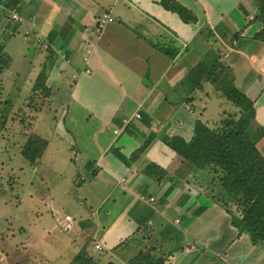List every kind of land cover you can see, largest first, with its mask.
Here are the masks:
<instances>
[{
    "label": "crops",
    "instance_id": "obj_1",
    "mask_svg": "<svg viewBox=\"0 0 264 264\" xmlns=\"http://www.w3.org/2000/svg\"><path fill=\"white\" fill-rule=\"evenodd\" d=\"M103 14L114 21L96 35ZM254 14L252 0H0L8 60L0 80L18 99L43 92L48 105L66 101L59 120L45 117L47 106L25 111L16 158L0 139L1 192L15 204L33 200L34 215L0 232L9 245L0 264H133L137 256L264 264V242L232 226L231 204L212 195L208 175L181 176L166 144L189 141L197 120L213 127L234 112L219 92L233 86L253 102L250 130L264 158V42ZM209 53L225 63L214 84L191 75ZM33 136L40 146L30 160L22 149Z\"/></svg>",
    "mask_w": 264,
    "mask_h": 264
},
{
    "label": "trees",
    "instance_id": "obj_2",
    "mask_svg": "<svg viewBox=\"0 0 264 264\" xmlns=\"http://www.w3.org/2000/svg\"><path fill=\"white\" fill-rule=\"evenodd\" d=\"M252 2L255 6L254 20L262 26L255 39L264 42V0ZM160 50L172 57L167 49L161 47ZM218 58V54L209 53L192 69L191 75L203 77L214 84L217 78L215 71L219 67ZM7 63V57L0 53V71ZM219 92L233 105L236 109L234 112L225 113L213 127L197 120L189 141L173 137L166 144L180 158L181 176L184 171L187 175L199 172L208 175L207 183L212 195L220 196L221 200L227 197L231 204L228 212L232 226L239 233L247 234L253 244H257L264 242V158L256 147L258 137L250 130L255 117L254 106L233 86ZM39 146V140L30 137L24 144L22 154L34 160ZM157 170L155 165H150L149 172L155 173ZM224 203L229 207L227 202ZM133 264H162V261L137 256Z\"/></svg>",
    "mask_w": 264,
    "mask_h": 264
},
{
    "label": "rangeland",
    "instance_id": "obj_3",
    "mask_svg": "<svg viewBox=\"0 0 264 264\" xmlns=\"http://www.w3.org/2000/svg\"><path fill=\"white\" fill-rule=\"evenodd\" d=\"M217 63H219V65L222 66L225 65V63L220 60H217ZM44 94L45 93L41 92L38 99L35 98L18 99L17 95L15 94V91L9 88V82H6L5 79L1 78L0 80V136H1L0 139H4L8 143V145L4 147L5 150L4 154H6L7 157L10 158V152L14 151V149H12L14 138L16 137L15 139H17V137H20L21 135V132L16 130L15 124L19 122L25 123V121H27V118L30 117V116L25 117L26 110H30L29 112H31L32 110L37 112V110L41 109L44 106H47V108H45L46 111L44 113L45 117L46 116L50 117L51 115H55L56 118H58L59 120L60 117L58 115L61 116L62 113L61 112L62 110L60 108H62L63 105L65 106L66 101H62V105L61 102H59L58 105H51V104L48 105L49 100L45 101V99H47V96H45ZM54 104H57V102ZM51 108L54 110V112H56L55 114L53 113L50 114L49 110H51ZM209 122L211 123L212 120ZM38 126L39 128L41 127L40 122L38 123ZM39 128H37V131L41 130L43 126L40 129ZM36 152H38V150ZM14 153L16 158L17 154L15 151ZM7 183H9V181ZM86 183L87 180L85 181L84 184ZM80 187L82 189L81 185ZM81 189H78L80 194L82 192ZM1 190L2 189H0V232L7 231V228L8 226H10V224L15 225L18 223L19 225H22L23 223L26 222V220H28L30 216L31 218L34 217L31 211L33 200L29 201L27 197H24L20 204L17 203L15 204L12 201H7L6 199L7 194L3 195V192H1ZM5 190L7 192L6 188ZM3 196L5 198H3ZM66 198L69 199L70 197L66 196ZM3 199L4 201L2 202ZM5 201L7 203H4ZM85 211L87 212L90 211L89 205L85 207ZM8 247H9L8 241L1 240L0 238V253L8 254L9 253Z\"/></svg>",
    "mask_w": 264,
    "mask_h": 264
},
{
    "label": "built area",
    "instance_id": "obj_4",
    "mask_svg": "<svg viewBox=\"0 0 264 264\" xmlns=\"http://www.w3.org/2000/svg\"><path fill=\"white\" fill-rule=\"evenodd\" d=\"M10 18L13 22H20L21 21V18L19 17V15L17 13L11 14ZM113 21H114V19L110 15H108V14L101 15V17L97 20L96 27L94 29L95 34L96 35L99 34L108 23H111ZM135 118L136 119L140 118L139 114H136ZM128 122H129V120H124V125H126ZM115 134H118V131H115ZM74 157L76 158L77 154H74ZM140 198L144 199V197H142V196H140ZM146 200L148 203H151V204L154 203V201H155V199L152 197L147 198ZM72 227H73L72 218L70 216H65L64 217L63 230L64 231H70L72 229ZM95 249L101 250V246L96 245ZM3 262H4V257L2 255H0V263H3Z\"/></svg>",
    "mask_w": 264,
    "mask_h": 264
}]
</instances>
